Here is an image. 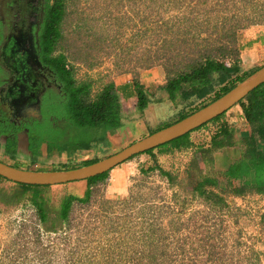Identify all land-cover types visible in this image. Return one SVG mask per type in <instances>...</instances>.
Segmentation results:
<instances>
[{
    "label": "rangeland",
    "instance_id": "1",
    "mask_svg": "<svg viewBox=\"0 0 264 264\" xmlns=\"http://www.w3.org/2000/svg\"><path fill=\"white\" fill-rule=\"evenodd\" d=\"M64 4L61 36L52 55H65L76 84H88L91 98L107 84L120 80L148 84L153 75L155 81L146 89L161 96L159 87L168 76L204 53L227 66L240 60L243 31L264 25V0H64ZM43 25L44 20L40 32ZM223 47L235 51L227 56L218 52ZM259 65L263 64L257 69ZM7 76L0 62L3 97ZM49 87L41 91L39 111L36 103L18 106L8 98L1 106L17 122H37L43 104L64 100L59 89ZM213 96L203 100L163 96L143 109L128 104L120 111L121 121L143 119L148 127L117 148L176 122L181 113ZM239 111L243 115L238 104L192 131L186 147L155 148L117 165L106 178L91 184L86 201H73L65 218L63 198L68 194L84 198L85 182L72 183L74 188L62 183L23 189L0 178V264H264V184L254 182L251 163L264 150V136L254 132ZM46 124H39L44 138ZM53 124L61 126L65 150L48 155L44 144L43 154L32 162L27 134L19 132L18 153L13 158L5 155L1 143L0 160L24 169H73L114 151L104 143L111 124L78 127L54 117ZM224 125L230 131L218 136ZM230 165L235 166L232 174ZM36 201L42 203L44 217Z\"/></svg>",
    "mask_w": 264,
    "mask_h": 264
},
{
    "label": "trees",
    "instance_id": "2",
    "mask_svg": "<svg viewBox=\"0 0 264 264\" xmlns=\"http://www.w3.org/2000/svg\"><path fill=\"white\" fill-rule=\"evenodd\" d=\"M64 13V0H53L51 4H45L43 10L44 25L39 43V60L46 69H49V73L53 74V77H55V80L60 85L58 88L60 95L64 100L55 101V103L49 101L41 106V119H37V122L39 124L43 121L49 123V126L46 124L48 133L45 138L43 137V133L40 132L39 124H37L36 119L17 122L15 118L8 114L9 112L7 113V111L2 108L0 102V144L4 143L3 153L11 158L15 157L19 151V132H25L27 134L26 150L32 162H35L43 154L42 147L44 144L46 145V152L48 155L55 151L60 152L65 150V146L61 140L63 136L60 130L61 126H55L53 124V117L69 120L78 127H98L104 125L107 127L111 124L110 128L114 129L121 124V106L114 85H105L94 98H91L88 84H76L72 70L67 66L65 55H52L55 44L61 36L59 25ZM234 51V48L227 49V47L219 48L218 50V52L227 56L232 55ZM255 70H257V67L247 72L243 70L240 74L242 67L238 58H235L231 66H227L219 63L212 53H204L201 55L200 59H196L187 64L185 68L175 71L172 76H168L166 83L159 87L161 96H153L141 83L134 81L133 85L137 97V107L143 109L152 101L159 102L163 96L174 99L177 95H180L185 100H203L212 93L214 94L213 98L202 103L198 108L188 113H181L180 117L177 119L179 120L214 101ZM237 104L241 106L243 116L251 129L257 134L264 136V83L248 93ZM224 113L212 120L219 119ZM34 121L35 124L33 123ZM205 124L192 131L201 128ZM192 131L155 148L186 147L190 144L188 137ZM229 131L230 130L224 125L217 135H222V133L226 135ZM50 132L53 133L50 134ZM155 148L142 153H152ZM97 160L98 158L87 160L83 165ZM251 163L254 165L255 170L254 182L264 184V152L258 151ZM13 166L20 167L16 164H13ZM63 168H65V166ZM234 169L235 166L230 165L228 168L229 174H232ZM108 173L109 171L86 179L88 187L84 198L72 194L66 195L61 203V215L64 218L67 217L73 201H86L91 193V184L97 180L106 178ZM0 178L4 177L0 176ZM18 185L23 189L36 186H51L21 183H18ZM201 193H203V191H201ZM36 203L39 206L41 217H44L42 203L37 201Z\"/></svg>",
    "mask_w": 264,
    "mask_h": 264
},
{
    "label": "flooded vegetation",
    "instance_id": "3",
    "mask_svg": "<svg viewBox=\"0 0 264 264\" xmlns=\"http://www.w3.org/2000/svg\"><path fill=\"white\" fill-rule=\"evenodd\" d=\"M44 6V0L0 1V62L2 73L4 63L8 75L4 97L3 87L0 88L2 105L8 98L9 103L18 106L26 102L29 106L36 103L39 111L41 91L47 86L51 89L60 86L39 60Z\"/></svg>",
    "mask_w": 264,
    "mask_h": 264
},
{
    "label": "water",
    "instance_id": "4",
    "mask_svg": "<svg viewBox=\"0 0 264 264\" xmlns=\"http://www.w3.org/2000/svg\"><path fill=\"white\" fill-rule=\"evenodd\" d=\"M264 83V65L237 83L229 91L202 108L153 131L121 150L95 162L73 169L35 170L15 167L0 160V176L21 184L56 185L65 182L84 180L110 171L131 157L174 140L200 127L230 109L248 93Z\"/></svg>",
    "mask_w": 264,
    "mask_h": 264
},
{
    "label": "crops",
    "instance_id": "5",
    "mask_svg": "<svg viewBox=\"0 0 264 264\" xmlns=\"http://www.w3.org/2000/svg\"><path fill=\"white\" fill-rule=\"evenodd\" d=\"M240 41H241V46H240V51H239L240 52L239 57L241 61V67H243V70L245 67L244 71H249L253 68H256V65L260 63L264 65V25H256V26H251L247 28L241 34ZM263 65H259V66H263ZM155 78H156V75H153L152 77H149V79H152V80L148 81V84H146V82H141V84H143L144 88L146 89V87L150 85V82L155 81ZM113 85L115 87V90L118 96V101L120 103L122 111H124L125 108L128 106V104L130 103L134 104V106L138 108L135 88L131 80H125V81L120 80L118 82H115ZM236 105L238 104H235L232 107H235ZM239 113L241 114L240 111ZM147 127L148 126L146 122L143 121V119H134V120L126 122V124L124 123V121L123 122L121 121V124H119V126L107 132V135L104 139V143H106L111 148V150H114L112 151V153H115L119 150L117 146H119L120 143H122L123 141L128 142L132 140L134 137H136L137 135L144 133ZM263 145H264V142H263ZM76 167H79V166H76ZM76 182H85V185L87 184L86 179L65 182L63 184H67L70 186V184L76 183ZM74 185L75 184H72V186L70 187L74 188L75 187Z\"/></svg>",
    "mask_w": 264,
    "mask_h": 264
},
{
    "label": "clouds",
    "instance_id": "6",
    "mask_svg": "<svg viewBox=\"0 0 264 264\" xmlns=\"http://www.w3.org/2000/svg\"><path fill=\"white\" fill-rule=\"evenodd\" d=\"M208 123V122H207Z\"/></svg>",
    "mask_w": 264,
    "mask_h": 264
}]
</instances>
